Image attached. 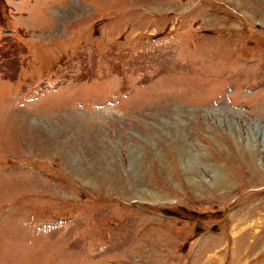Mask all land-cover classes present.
Returning <instances> with one entry per match:
<instances>
[{
  "label": "rangeland",
  "instance_id": "374dc122",
  "mask_svg": "<svg viewBox=\"0 0 264 264\" xmlns=\"http://www.w3.org/2000/svg\"><path fill=\"white\" fill-rule=\"evenodd\" d=\"M0 264H264V0H0Z\"/></svg>",
  "mask_w": 264,
  "mask_h": 264
}]
</instances>
